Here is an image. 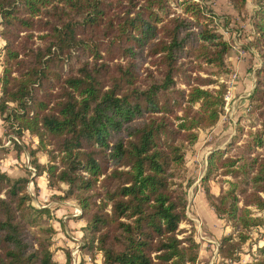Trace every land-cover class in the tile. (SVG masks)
I'll list each match as a JSON object with an SVG mask.
<instances>
[{
    "label": "trees",
    "instance_id": "trees-1",
    "mask_svg": "<svg viewBox=\"0 0 264 264\" xmlns=\"http://www.w3.org/2000/svg\"><path fill=\"white\" fill-rule=\"evenodd\" d=\"M230 1L241 11L246 0ZM257 5L253 44L262 63L251 99L260 126L211 150L201 177L239 240L262 221L249 206L264 212V0ZM206 10L197 0H0V114L18 136L38 139L29 148L32 177L27 166L16 176L0 170V264H60L49 235L28 232L50 216L27 190L42 174L62 188L56 197L80 206L82 248L102 252L93 264H193L198 242L177 236L186 214L176 178L186 143L217 121L224 103V83L200 84L231 71V43ZM146 59L150 67H142ZM220 168L231 178L216 195L207 180ZM236 244L223 236V254L233 255ZM255 264H264V242Z\"/></svg>",
    "mask_w": 264,
    "mask_h": 264
},
{
    "label": "rangeland",
    "instance_id": "rangeland-1",
    "mask_svg": "<svg viewBox=\"0 0 264 264\" xmlns=\"http://www.w3.org/2000/svg\"><path fill=\"white\" fill-rule=\"evenodd\" d=\"M207 7V15L212 19L214 27L222 32L231 43L226 53V59L231 65V71L226 76H214L217 80L212 83L200 84L204 88H217L222 82L224 86V103L217 121L209 126L197 128V139L194 143H186L184 150V165L179 170L177 182H181L185 197V218L177 228V236L183 238L192 234L198 242L197 258L193 264H255L259 255V247L264 242V212L256 206L250 205L253 215L259 216L262 221L244 231L246 237L239 240L236 228L227 220L223 213H217L209 202L204 182L201 177L206 174V159L209 152L215 148H225L234 138L241 142L249 129L260 126V117L255 100L251 94L257 83L255 69L262 63V56L253 44L255 28L253 14L257 9V0H246L241 11H237L230 0H197ZM172 6L177 11L180 5ZM211 9V10H210ZM1 19V18H0ZM0 24V72L3 67L2 46L4 38ZM39 40V39H36ZM115 58L110 60L112 63ZM151 61H143L142 67H150ZM207 75L204 71L199 72ZM193 74L195 72L193 71ZM178 85L187 89V85L178 82ZM1 95V91H0ZM13 105V103H10ZM197 105V104H196ZM13 127L0 114V170L12 176L23 174L24 167L32 168L29 148L38 145V139L28 131L18 136ZM16 138V144L12 139ZM234 139V140H235ZM20 144V145H19ZM37 157L42 162L48 161L46 151L39 150ZM45 174L36 178V183L30 178L27 190L31 194V204L35 207L47 206L50 216L38 224L28 226L30 236L35 234L48 236L49 247L53 259L60 264H93L101 263L100 250L86 251L82 248L83 227L86 220L80 217L81 208L73 198H58L62 194L59 187L48 185ZM103 175H100V178ZM230 174L221 168L208 176L207 185L211 192L218 194L221 188L228 186ZM66 184H62L63 189ZM176 187V186H175ZM65 221V224L62 223ZM51 226V231L41 228ZM229 235L236 241V247L231 256H225L221 250L223 236ZM68 251L69 259L66 258Z\"/></svg>",
    "mask_w": 264,
    "mask_h": 264
},
{
    "label": "crops",
    "instance_id": "crops-1",
    "mask_svg": "<svg viewBox=\"0 0 264 264\" xmlns=\"http://www.w3.org/2000/svg\"><path fill=\"white\" fill-rule=\"evenodd\" d=\"M40 176H41V175H40ZM42 178L44 179V183H45V180H46V179H45V177H44V176H42ZM62 223H64V224H65V221H63V220H62Z\"/></svg>",
    "mask_w": 264,
    "mask_h": 264
}]
</instances>
